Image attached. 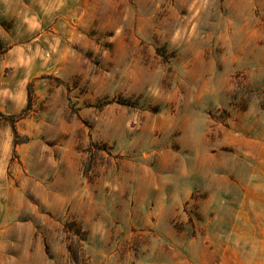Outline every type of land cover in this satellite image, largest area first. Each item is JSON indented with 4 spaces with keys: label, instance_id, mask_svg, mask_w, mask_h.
Returning <instances> with one entry per match:
<instances>
[{
    "label": "rangeland",
    "instance_id": "obj_1",
    "mask_svg": "<svg viewBox=\"0 0 264 264\" xmlns=\"http://www.w3.org/2000/svg\"><path fill=\"white\" fill-rule=\"evenodd\" d=\"M68 247L264 264V0H0V264Z\"/></svg>",
    "mask_w": 264,
    "mask_h": 264
},
{
    "label": "trees",
    "instance_id": "obj_2",
    "mask_svg": "<svg viewBox=\"0 0 264 264\" xmlns=\"http://www.w3.org/2000/svg\"><path fill=\"white\" fill-rule=\"evenodd\" d=\"M75 235L76 236H80L82 235L83 233V230L81 229H78V230H75ZM68 232H71L70 230H68ZM68 251H69V254H70V257H71V260L73 261L74 264H81V257L79 255L78 252H76L75 250H73L71 247H68Z\"/></svg>",
    "mask_w": 264,
    "mask_h": 264
}]
</instances>
